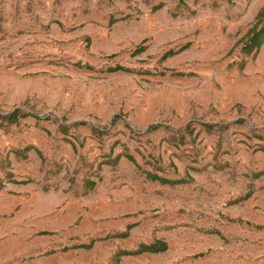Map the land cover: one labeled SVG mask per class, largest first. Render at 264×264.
Returning a JSON list of instances; mask_svg holds the SVG:
<instances>
[{
    "label": "rangeland",
    "instance_id": "1",
    "mask_svg": "<svg viewBox=\"0 0 264 264\" xmlns=\"http://www.w3.org/2000/svg\"><path fill=\"white\" fill-rule=\"evenodd\" d=\"M263 8L0 0V264H264Z\"/></svg>",
    "mask_w": 264,
    "mask_h": 264
},
{
    "label": "trees",
    "instance_id": "2",
    "mask_svg": "<svg viewBox=\"0 0 264 264\" xmlns=\"http://www.w3.org/2000/svg\"><path fill=\"white\" fill-rule=\"evenodd\" d=\"M264 44V8L261 10L259 14V19L258 21L249 29L247 35L243 38L242 40V51H244L247 54L251 53H257L261 46ZM80 67H85L88 69H91L92 67L90 65L87 66H82L81 64H77ZM112 71H117V70H125L124 67L122 66H116L111 69ZM28 116H34L37 117L35 114H31L28 112H24L20 108H16L14 111L8 114H0V120L2 121H7L9 123H16L20 118L28 117ZM114 123V122H112ZM160 127V125H151L148 130H156ZM209 129H211L213 126L212 125H207ZM94 131H99L98 128H93ZM127 158L132 160L134 163H136V160L133 155L131 154H125ZM122 155H118L116 158L113 160H109V163H117L120 161ZM147 176L153 180H158L162 183H169V184H181V183H186L190 181L191 178L189 179H177V180H171L165 177H162L156 173L152 172H147ZM95 185V182H91V187ZM131 225L128 226L127 230L125 232L119 233V234H113V235H107L102 238L94 239L92 240L89 244H78L73 246L74 248H85V249H90L92 248L96 241L98 240H108L112 239L115 237H126L129 234V231L131 229ZM68 248L65 247L63 250H67ZM168 249V244L164 240H157L154 241L153 243L150 244H141L137 249L135 250H128V249H123L117 252L116 256L119 260L122 259V257L125 256H132V255H137L141 253H159V252H164Z\"/></svg>",
    "mask_w": 264,
    "mask_h": 264
}]
</instances>
